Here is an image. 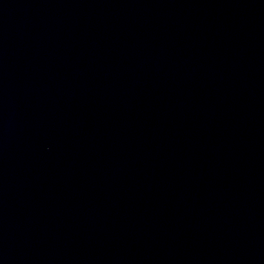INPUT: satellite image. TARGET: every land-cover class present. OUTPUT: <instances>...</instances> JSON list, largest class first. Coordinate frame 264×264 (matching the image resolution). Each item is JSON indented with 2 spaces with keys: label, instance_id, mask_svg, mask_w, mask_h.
<instances>
[{
  "label": "water",
  "instance_id": "95a60500",
  "mask_svg": "<svg viewBox=\"0 0 264 264\" xmlns=\"http://www.w3.org/2000/svg\"><path fill=\"white\" fill-rule=\"evenodd\" d=\"M0 264H264V0H0Z\"/></svg>",
  "mask_w": 264,
  "mask_h": 264
}]
</instances>
